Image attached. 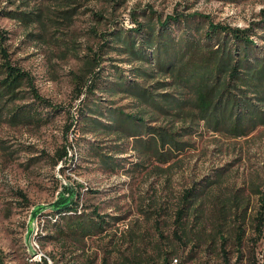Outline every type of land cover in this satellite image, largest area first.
<instances>
[{
	"label": "rangeland",
	"instance_id": "1",
	"mask_svg": "<svg viewBox=\"0 0 264 264\" xmlns=\"http://www.w3.org/2000/svg\"><path fill=\"white\" fill-rule=\"evenodd\" d=\"M75 1L0 0L1 12L16 11L32 18L42 15L40 22L29 24L1 16L0 32L7 37L4 46L13 63L30 73L39 94L59 109L50 112L52 119L47 124L13 127L4 114L33 105L28 90L22 92L28 98L19 100L16 106H0V264H41L44 259L48 264H133L126 260L132 258V249L128 250L126 244L130 235L144 231L149 238L141 249L152 255L158 243L157 233L172 236L173 213L180 193L216 182L220 174L222 189L217 184L207 189L214 195L221 190L226 195L228 189L240 191L251 199L247 229L250 236V223L258 208L255 192L257 188L264 192V128L245 138L206 134L193 141L194 149L177 154L169 164L143 163L148 166L145 172H130L132 163L142 162L131 147L126 154L106 150L124 168L107 172L98 160L85 155V145L94 142L95 146L110 147L115 143L93 134L82 135L75 126L70 127L79 120L86 101L84 96L75 98L72 73L81 68L82 57L90 49H98L101 34L118 28L134 29V21L144 22L149 11L163 18L197 13L215 23L253 28L264 35V0H116L119 6H108V0ZM74 8L71 18L64 20L63 13ZM96 14L104 19L97 21ZM256 41L263 44L259 38ZM118 65L130 69L125 64ZM104 67H110L109 63ZM121 103L126 105L128 101ZM64 147L68 159L55 164L57 151ZM78 197V215L95 219L99 214L110 223L105 231L83 236L81 229L73 232L79 221L73 213L52 212L59 202ZM256 252L260 261L257 264H262L264 239ZM248 258L240 264H255L252 257ZM206 259L207 256L205 264H214Z\"/></svg>",
	"mask_w": 264,
	"mask_h": 264
},
{
	"label": "trees",
	"instance_id": "2",
	"mask_svg": "<svg viewBox=\"0 0 264 264\" xmlns=\"http://www.w3.org/2000/svg\"><path fill=\"white\" fill-rule=\"evenodd\" d=\"M115 3L116 0H108L107 5L117 6ZM75 11L76 8L64 12L63 19L69 20ZM4 15L25 24L40 22L42 18L0 11V17ZM94 18L104 19L101 14ZM194 18L200 21L195 22ZM134 23V29L118 28L101 34L98 49H90L82 57L81 68L72 73L75 98L84 96L86 101L79 120L70 127L75 126L82 135L93 134L115 143L104 147L87 142V157L98 160L105 171L116 172L124 169L123 165L105 151L126 154L131 147L142 162L132 163L130 172H145L148 166L143 163L169 164L177 154L194 149L193 141L206 134L245 138L264 128V35L253 28L215 23L197 13L163 18L149 11L144 22ZM6 41V35L0 32V106L5 109L26 100L24 90H28L33 105L28 109L13 108L4 114L5 120L13 127L47 124L52 119L50 112L59 109L39 94L31 74L13 63L4 46ZM113 54L117 57H111ZM106 62L110 70L104 67ZM99 93L109 99H102ZM125 100L128 104L121 105ZM67 159L64 147L57 151L55 164ZM222 176L204 187L180 193L173 213L172 236L157 233L158 243L152 255L141 249L149 238L145 232L131 234L126 244L128 250L132 249V258L126 260L133 264H172L174 260L178 264H205L207 256L206 260L214 264H240L248 257L255 264L260 262L256 249L264 239V192L256 189L258 208L250 223L253 233L248 236L251 199L240 191L233 193L228 189L226 195L221 190L214 195L207 189L214 184L222 189ZM79 202V197L59 202L52 212L73 213L79 221L78 227L71 229L75 233L83 230V236L105 231L110 223L99 214L95 219L78 215ZM41 264L48 261L44 259Z\"/></svg>",
	"mask_w": 264,
	"mask_h": 264
},
{
	"label": "built area",
	"instance_id": "3",
	"mask_svg": "<svg viewBox=\"0 0 264 264\" xmlns=\"http://www.w3.org/2000/svg\"><path fill=\"white\" fill-rule=\"evenodd\" d=\"M172 264H178V260H174Z\"/></svg>",
	"mask_w": 264,
	"mask_h": 264
}]
</instances>
